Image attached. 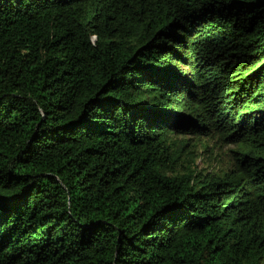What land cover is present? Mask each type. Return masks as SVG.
<instances>
[{
	"label": "trees",
	"instance_id": "trees-1",
	"mask_svg": "<svg viewBox=\"0 0 264 264\" xmlns=\"http://www.w3.org/2000/svg\"><path fill=\"white\" fill-rule=\"evenodd\" d=\"M0 264H264V0H0Z\"/></svg>",
	"mask_w": 264,
	"mask_h": 264
},
{
	"label": "rangeland",
	"instance_id": "rangeland-1",
	"mask_svg": "<svg viewBox=\"0 0 264 264\" xmlns=\"http://www.w3.org/2000/svg\"><path fill=\"white\" fill-rule=\"evenodd\" d=\"M234 145H228V146H225V147H222L220 149H217L216 153H210V152H207L204 156H206L204 159L202 158H197L196 162L197 164L202 168V167H205L207 169H212L213 165L215 166L216 165V162H220L222 160H225L227 159L226 157V152L227 150H229V148H232ZM211 154V156H209ZM202 156V157H204ZM212 164V165H209V164Z\"/></svg>",
	"mask_w": 264,
	"mask_h": 264
}]
</instances>
